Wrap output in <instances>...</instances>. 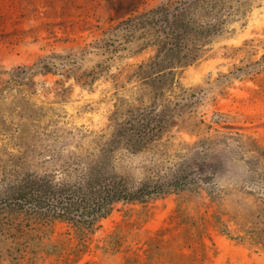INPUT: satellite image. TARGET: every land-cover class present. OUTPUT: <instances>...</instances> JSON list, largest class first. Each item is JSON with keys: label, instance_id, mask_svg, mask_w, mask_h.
<instances>
[{"label": "rangeland", "instance_id": "1", "mask_svg": "<svg viewBox=\"0 0 264 264\" xmlns=\"http://www.w3.org/2000/svg\"><path fill=\"white\" fill-rule=\"evenodd\" d=\"M97 162L90 226L11 197ZM0 264H264V0H0Z\"/></svg>", "mask_w": 264, "mask_h": 264}, {"label": "trees", "instance_id": "2", "mask_svg": "<svg viewBox=\"0 0 264 264\" xmlns=\"http://www.w3.org/2000/svg\"><path fill=\"white\" fill-rule=\"evenodd\" d=\"M157 9L165 11L164 13L166 14V19H163V21L166 24L167 39L162 48L166 53H171L175 51L176 48L180 49V45L174 40L179 32L178 28L179 30H183L186 36H189L190 30L195 29L191 27L188 21L183 19L181 21V26L178 27L177 25L178 19L184 15L183 9H185V6L182 8L175 7L173 12H171L168 4H166V6L161 5ZM169 14L172 15L173 19L168 18ZM131 23L132 18L127 20L126 25L130 27ZM183 56L187 57V54L185 53ZM183 60L184 59H179V61H176L171 59V61H168V64L172 66L174 64H179L180 66L187 62V59ZM131 130H133V128ZM146 132L147 131L144 133ZM104 166L103 162H97L89 167L86 172L88 176L87 185L92 192L89 197L81 196L79 190H75L70 196L66 193V188L51 183H44L39 186L33 184L25 185L16 189L11 197L22 205L35 206L40 211L53 209V212L56 214L68 216L73 212L80 213L84 219V224L90 226L95 220L96 215L101 213L112 202L138 196L137 193L130 191L127 187L118 185V178L114 176L108 177L104 171ZM84 198L87 199L89 203L84 211H80V209H82V204L79 200H83Z\"/></svg>", "mask_w": 264, "mask_h": 264}]
</instances>
